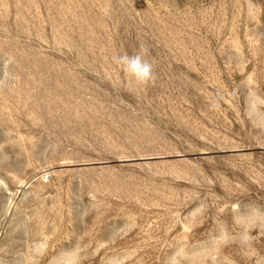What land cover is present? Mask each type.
<instances>
[{"label": "rangeland", "instance_id": "1", "mask_svg": "<svg viewBox=\"0 0 264 264\" xmlns=\"http://www.w3.org/2000/svg\"><path fill=\"white\" fill-rule=\"evenodd\" d=\"M0 264H264V0H0Z\"/></svg>", "mask_w": 264, "mask_h": 264}, {"label": "clouds", "instance_id": "2", "mask_svg": "<svg viewBox=\"0 0 264 264\" xmlns=\"http://www.w3.org/2000/svg\"><path fill=\"white\" fill-rule=\"evenodd\" d=\"M148 48L141 44L139 50L134 54L123 53L112 57L113 63L118 66L125 81L132 91H146L154 86L156 74L154 65L147 58ZM218 102H214L211 107L215 109Z\"/></svg>", "mask_w": 264, "mask_h": 264}]
</instances>
